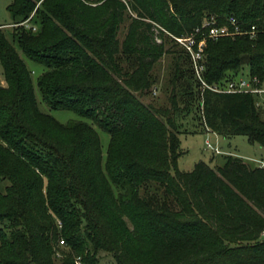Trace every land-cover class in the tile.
<instances>
[{"label": "trees", "instance_id": "1", "mask_svg": "<svg viewBox=\"0 0 264 264\" xmlns=\"http://www.w3.org/2000/svg\"><path fill=\"white\" fill-rule=\"evenodd\" d=\"M98 2L7 6L14 29L11 41L0 32V264H101V254L112 264H264V169L225 153L221 165L180 171L176 121L195 110L205 130L264 147V109L253 94L202 90L169 36L210 16L254 26L252 38L207 42L203 79L219 84L246 70L263 83L264 0ZM27 20L34 30L21 25ZM16 48L44 68L42 101L90 123L40 111ZM166 54L169 107L144 104ZM94 126L109 136L104 163Z\"/></svg>", "mask_w": 264, "mask_h": 264}, {"label": "rangeland", "instance_id": "2", "mask_svg": "<svg viewBox=\"0 0 264 264\" xmlns=\"http://www.w3.org/2000/svg\"><path fill=\"white\" fill-rule=\"evenodd\" d=\"M12 0H0V32H2L8 41H11V34L13 33L14 26L9 24L12 22L11 15L7 10V6ZM129 21L126 20L119 31L118 39L121 42L124 38L126 28ZM7 24V25H3ZM157 41V39H156ZM20 57L25 62L27 68L32 72V81L34 86V92L37 100L38 107L41 112L47 113L54 117L58 122L66 124L70 121H83L90 123L88 120L83 119L74 112L67 110H52L50 109L41 99V95L36 86V79L42 74L44 68L41 65L33 63L27 60L23 54L16 48ZM172 55L166 54L163 56L152 69V75L155 81L156 93L152 91L146 96L140 97L144 104L153 103L157 106L169 107L168 97L171 91L169 80L171 78L172 71ZM240 75L246 76L245 73ZM2 69L0 66V85L2 83ZM262 89L264 90V82L262 83ZM181 106V105H180ZM177 125L180 131L179 134V149L181 155L177 160V167L180 171L188 172L191 171L194 165L198 162H203L210 167L215 165H221L223 162V155L229 153L230 155L242 158V160L253 166L257 165L252 161L263 160L264 161V147L257 144L250 143L245 136H233L229 138H223L220 136L213 135L210 131L206 135L205 127L202 125V119L200 114L192 110L189 113H181L177 115ZM264 117V116H263ZM202 120V121H201ZM94 129L97 131L101 152L102 162H105L106 150L109 144V136L96 126ZM217 139V142H216ZM208 140L212 146L217 145L222 155H215L205 148V141ZM111 257L106 254L100 255L101 264H112Z\"/></svg>", "mask_w": 264, "mask_h": 264}, {"label": "built area", "instance_id": "3", "mask_svg": "<svg viewBox=\"0 0 264 264\" xmlns=\"http://www.w3.org/2000/svg\"><path fill=\"white\" fill-rule=\"evenodd\" d=\"M80 1L87 6L93 7L99 4L98 0ZM21 25L27 29L32 28V30H34V28L28 23V20ZM254 33V26H251L249 31L244 30L240 27L239 23L233 16L227 17L223 22H220V20L214 16H210L199 26L195 27L190 34L178 37L172 35L169 36L188 57L194 78L198 81L202 90L208 89L215 93L253 94L257 97L256 106L264 109V90L262 89V83L257 77L241 75L214 85H208L203 79V73L205 70V48L208 41L237 35H248L252 38ZM157 42L160 43V40L157 39ZM153 93H156L155 89L153 90ZM205 132L206 135L210 133L208 129H206ZM205 148L215 155L222 154L218 146H212L208 140L205 141ZM252 162L256 163L259 168L264 169L263 160ZM59 245H64L63 240L59 241ZM75 264H82L79 258L75 260Z\"/></svg>", "mask_w": 264, "mask_h": 264}, {"label": "crops", "instance_id": "4", "mask_svg": "<svg viewBox=\"0 0 264 264\" xmlns=\"http://www.w3.org/2000/svg\"><path fill=\"white\" fill-rule=\"evenodd\" d=\"M10 24V23H9ZM3 25H7V24H3ZM1 26V25H0ZM243 73H245L246 75H247V71L246 70H244V72ZM238 76H241V75H238ZM2 81V83H4V84H2V86H5V82L3 81V80H1ZM213 135H216V134H213ZM216 136H218V135H216ZM216 142H217V139H216ZM222 152V151H221ZM229 154V153H228Z\"/></svg>", "mask_w": 264, "mask_h": 264}]
</instances>
